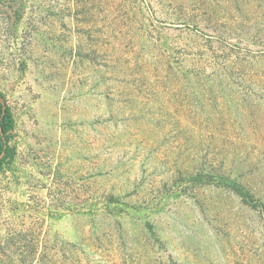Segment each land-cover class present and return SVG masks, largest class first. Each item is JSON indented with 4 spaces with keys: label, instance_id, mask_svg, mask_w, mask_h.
I'll return each mask as SVG.
<instances>
[{
    "label": "rangeland",
    "instance_id": "obj_1",
    "mask_svg": "<svg viewBox=\"0 0 264 264\" xmlns=\"http://www.w3.org/2000/svg\"><path fill=\"white\" fill-rule=\"evenodd\" d=\"M0 264H264V0H0Z\"/></svg>",
    "mask_w": 264,
    "mask_h": 264
},
{
    "label": "trees",
    "instance_id": "obj_2",
    "mask_svg": "<svg viewBox=\"0 0 264 264\" xmlns=\"http://www.w3.org/2000/svg\"><path fill=\"white\" fill-rule=\"evenodd\" d=\"M0 98L3 100L4 104L0 103V154L3 156L0 159V166L7 158H11L13 155L12 150L8 147V134L14 128V121L8 106L5 105V97L0 93ZM4 106V109H3Z\"/></svg>",
    "mask_w": 264,
    "mask_h": 264
},
{
    "label": "water",
    "instance_id": "obj_3",
    "mask_svg": "<svg viewBox=\"0 0 264 264\" xmlns=\"http://www.w3.org/2000/svg\"><path fill=\"white\" fill-rule=\"evenodd\" d=\"M0 103L1 104H4V102H3V100L0 98ZM3 109H4V106H3ZM3 156V153L2 154H0V159H1V157Z\"/></svg>",
    "mask_w": 264,
    "mask_h": 264
}]
</instances>
